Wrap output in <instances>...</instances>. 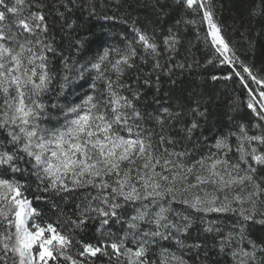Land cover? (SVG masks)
Masks as SVG:
<instances>
[{
  "label": "snow or ice",
  "instance_id": "6c2138e0",
  "mask_svg": "<svg viewBox=\"0 0 264 264\" xmlns=\"http://www.w3.org/2000/svg\"><path fill=\"white\" fill-rule=\"evenodd\" d=\"M239 3L0 0V264H264V0Z\"/></svg>",
  "mask_w": 264,
  "mask_h": 264
},
{
  "label": "trees",
  "instance_id": "16d2710c",
  "mask_svg": "<svg viewBox=\"0 0 264 264\" xmlns=\"http://www.w3.org/2000/svg\"><path fill=\"white\" fill-rule=\"evenodd\" d=\"M219 2L224 4V9L222 11V19L227 23H231V17L237 12V11H242L243 10V5L239 3V0H219ZM175 13H173L174 15ZM116 24L117 26L120 25L121 21L117 19L116 21L112 22ZM94 31H98V27L93 29ZM114 30H118V27ZM86 34V33H82ZM257 63L259 65L260 59L258 58ZM208 72L211 73L213 72V69L209 68ZM187 83L183 85V87H187ZM204 87L207 91H219L220 92V99H219V106L217 109V112L219 114H222L223 111L226 109L228 100L231 98L233 94V85L231 83H228L227 85V91L224 90V83L223 82H218V83H207L204 85H201ZM215 99V97H214ZM63 102V100H61Z\"/></svg>",
  "mask_w": 264,
  "mask_h": 264
}]
</instances>
